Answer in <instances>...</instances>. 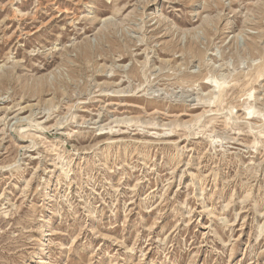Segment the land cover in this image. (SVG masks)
Listing matches in <instances>:
<instances>
[{
    "label": "rangeland",
    "instance_id": "rangeland-1",
    "mask_svg": "<svg viewBox=\"0 0 264 264\" xmlns=\"http://www.w3.org/2000/svg\"><path fill=\"white\" fill-rule=\"evenodd\" d=\"M0 264H264V0H0Z\"/></svg>",
    "mask_w": 264,
    "mask_h": 264
}]
</instances>
